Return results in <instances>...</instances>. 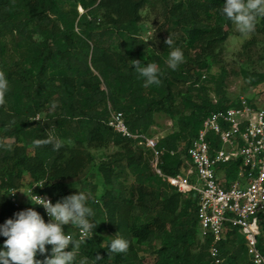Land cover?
Masks as SVG:
<instances>
[{"label":"trees","instance_id":"trees-1","mask_svg":"<svg viewBox=\"0 0 264 264\" xmlns=\"http://www.w3.org/2000/svg\"><path fill=\"white\" fill-rule=\"evenodd\" d=\"M151 1L0 0V73L9 81L0 104V224L30 207L45 219L42 208L24 196L19 208L12 204L10 190L39 184L36 193L55 204L73 194L69 182L78 179L94 160L89 148L101 150L113 144L125 155L124 165L114 161L101 166L109 188L100 199L88 201L98 224L92 236L81 241L78 228L64 226L65 233L81 241L77 264L83 257L93 264L98 255L102 257L98 264H145L148 255L154 258L153 264H213L211 238L202 242L199 256L192 252L200 234L198 200L164 182L145 158V151L151 156L152 152L141 149L138 140L115 132L108 122L112 112H121L133 134L149 135L157 113H177L175 98L181 94L182 106L190 113L180 114L177 132L166 134L158 146L165 151L160 165L163 173L180 174L187 149L205 118L240 105L227 99L224 76L202 74L210 68L207 59L215 57L229 38L226 28L233 24L222 15L224 0H175L168 20L183 32L186 46L199 52L192 60L183 52L184 62L173 71L166 61L176 44L146 60L142 57L151 44L138 37V25ZM260 17L264 27V15ZM132 60L145 66L156 63L163 73L160 85L144 87ZM191 61L194 69L188 64ZM252 81L262 84L264 74ZM179 83L185 86L184 94L174 92ZM45 112V118L36 119ZM60 141L64 147L54 150L52 145ZM218 146L217 141L214 147ZM224 169L234 177L239 166L233 163ZM128 173L135 182L126 186L120 179ZM100 218L111 231L131 241L126 253L109 257L110 240L100 234ZM5 239L0 237V245ZM159 239L162 245L156 249ZM47 247L49 253H38V260L50 255L52 246ZM259 247L264 254V238ZM218 249L221 264H252L237 230L229 231Z\"/></svg>","mask_w":264,"mask_h":264},{"label":"built area","instance_id":"built-area-1","mask_svg":"<svg viewBox=\"0 0 264 264\" xmlns=\"http://www.w3.org/2000/svg\"><path fill=\"white\" fill-rule=\"evenodd\" d=\"M213 99L217 103V99ZM108 125L118 134L138 140L152 152L153 172L164 182L198 200L201 241L212 239L209 254L213 264L223 262L218 246L233 230L244 238L252 264H264V254L259 247L264 238V109L241 100L237 107L210 113L187 149L184 167L176 176L165 175L160 168L165 151L158 150V146L165 134H133L121 112H112ZM210 136L214 138L210 140ZM217 141L219 146L215 148ZM171 155L174 156L175 152ZM233 163L238 164L239 170L231 177L224 167ZM38 185L21 191L12 189L8 198L17 208L22 196L33 204L28 195L34 201L39 196L53 203L50 197L36 193ZM36 206L42 208L48 222L50 218L43 206ZM88 236L92 234L82 236L78 232L81 241Z\"/></svg>","mask_w":264,"mask_h":264},{"label":"rangeland","instance_id":"rangeland-1","mask_svg":"<svg viewBox=\"0 0 264 264\" xmlns=\"http://www.w3.org/2000/svg\"><path fill=\"white\" fill-rule=\"evenodd\" d=\"M175 0H152L151 3L145 7L142 12V20L138 25V37L141 40L149 41L151 47L142 54L144 60L149 58L152 54L161 52L163 47L167 46L166 40L170 37L173 44L181 49L186 56L191 60L197 54V50L186 46V40L178 28L168 20V9L174 4ZM80 13L83 11L79 9ZM263 18L256 17L255 27L251 33L247 35H240L234 25L229 30V38L216 50L215 57L207 59L209 70L203 71L202 74L208 78L211 76L219 77L224 76L226 79V96L230 102H239L246 100L255 106L264 109V82L260 85H254L253 78L258 75L264 74V27L262 23ZM39 39L38 36H35ZM115 50H119L118 44L114 45ZM186 58V57H185ZM194 69L196 67L194 61L188 63ZM104 88V87H103ZM174 92L185 93V86L176 84ZM177 105V113L169 115L165 112H160L155 115V124L149 131V136L158 134H170L177 132L178 119L180 114L188 115L190 111L184 109L182 106V96L177 95L175 98ZM183 112V113H180ZM48 112L40 114L36 119L45 118ZM6 142H11L6 140ZM73 145V143H72ZM141 149L146 147L139 144ZM147 149V148H146ZM93 155L94 160L89 163L84 173L76 180L69 182L68 187L73 194L79 191L87 195L88 201L100 199L101 195L105 193L109 187L105 184V170L110 162L118 161L123 162L124 165L125 155L120 148L111 144L109 147L101 150L88 149ZM145 158L150 160L152 170V157L151 153L145 151ZM120 165V164H119ZM103 166V167H101ZM123 184L131 185L135 182V177L132 174H124L120 179ZM22 196V195H21ZM26 199V198H25ZM28 200V199H26ZM101 236L107 240H112L117 233L111 231L104 218H100ZM162 245L159 239L154 247L160 248ZM202 249L201 235L198 234L195 240L192 252L199 256ZM154 258L148 255L145 264H153Z\"/></svg>","mask_w":264,"mask_h":264},{"label":"clouds","instance_id":"clouds-1","mask_svg":"<svg viewBox=\"0 0 264 264\" xmlns=\"http://www.w3.org/2000/svg\"><path fill=\"white\" fill-rule=\"evenodd\" d=\"M222 15L234 25L240 35H247L254 30L256 17L264 15V0H224ZM165 43L172 46L171 35ZM184 59L182 50L176 48L170 52L166 64L175 71ZM132 61V67L144 79V87L160 85L163 73L156 63H148L145 66L140 60ZM8 88L7 77L0 73V104L3 103ZM36 143L39 144L40 141ZM52 146L54 150L59 151L64 147V143L60 141ZM28 196L33 204L43 206L50 219L45 222L44 217L35 208L30 207L16 212L14 218L0 224V237L6 238L3 245H0V264H77V250L81 246V241L65 233L64 226L78 228L82 236L94 233L98 224L94 221L93 209L88 206L87 195L79 191L55 204L39 196L35 201L32 196ZM49 245L52 246L50 255L43 261L38 260L36 258L38 253L40 255L49 253L47 247ZM130 245V240L116 235L106 249L110 257L112 254L126 253ZM101 259V256H96L93 264H98ZM79 264H89L88 258L83 257Z\"/></svg>","mask_w":264,"mask_h":264}]
</instances>
